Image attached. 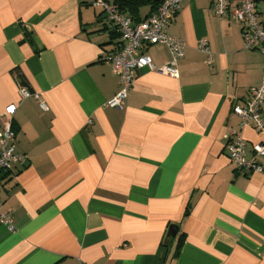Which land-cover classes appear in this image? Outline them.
Listing matches in <instances>:
<instances>
[{
	"label": "crops",
	"instance_id": "obj_1",
	"mask_svg": "<svg viewBox=\"0 0 264 264\" xmlns=\"http://www.w3.org/2000/svg\"><path fill=\"white\" fill-rule=\"evenodd\" d=\"M214 1L181 0L167 28L185 43L177 77L139 71L117 109L105 105L120 83L103 54L119 37L101 8L0 0V131L25 156L0 174L14 226L0 225V264H264V173L236 169L225 148L232 108L264 84V54L243 48ZM142 52L156 68L171 59L164 45ZM241 133L249 159L260 136Z\"/></svg>",
	"mask_w": 264,
	"mask_h": 264
},
{
	"label": "built area",
	"instance_id": "obj_2",
	"mask_svg": "<svg viewBox=\"0 0 264 264\" xmlns=\"http://www.w3.org/2000/svg\"><path fill=\"white\" fill-rule=\"evenodd\" d=\"M180 2L181 0H163L153 14L136 23L108 0H91V6L102 9L105 21L119 37L117 49L103 54L112 65L120 83L119 92L106 102L107 107L121 108L137 73L143 69L177 77L176 64L184 56L185 43L169 35L167 28L179 12ZM212 12L218 18L230 14L241 26L243 48L264 54V12L257 11L254 0H239L232 9L229 0H215L212 4ZM157 45H164L171 56L169 62L160 68H156L151 59L142 52L146 46ZM197 49L210 60L211 53L205 40H199ZM19 95L21 99L30 96L25 89L19 90ZM263 103L264 84L251 88L248 98L232 108V113L240 119V122L237 130L232 131L227 138L225 148L230 162L238 170L264 173V166L259 162L260 159H264ZM15 108L14 105L8 106L4 114L12 116ZM40 108L45 111L46 105L41 103ZM247 127H251L260 136L258 142L251 144L252 156L249 159L246 157L247 141L241 133ZM14 138V132L10 127L0 131V174L9 172L13 166L25 163V156L15 150ZM0 225L5 226L9 232L14 231L8 212L0 210Z\"/></svg>",
	"mask_w": 264,
	"mask_h": 264
},
{
	"label": "trees",
	"instance_id": "obj_3",
	"mask_svg": "<svg viewBox=\"0 0 264 264\" xmlns=\"http://www.w3.org/2000/svg\"><path fill=\"white\" fill-rule=\"evenodd\" d=\"M163 0H113L112 3L117 7V9L128 15L135 22L143 21V17L140 16V10L143 8H148V13L146 17L153 14L159 6L162 4ZM145 17V18H146ZM115 36L117 33L112 32ZM118 35V34H117Z\"/></svg>",
	"mask_w": 264,
	"mask_h": 264
},
{
	"label": "water",
	"instance_id": "obj_4",
	"mask_svg": "<svg viewBox=\"0 0 264 264\" xmlns=\"http://www.w3.org/2000/svg\"><path fill=\"white\" fill-rule=\"evenodd\" d=\"M173 230V228H171ZM176 234V228H174V231H173V236H175Z\"/></svg>",
	"mask_w": 264,
	"mask_h": 264
}]
</instances>
